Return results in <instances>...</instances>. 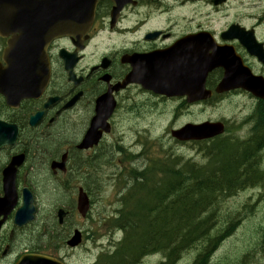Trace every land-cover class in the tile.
Returning a JSON list of instances; mask_svg holds the SVG:
<instances>
[{"label":"flooded vegetation","instance_id":"af4514ba","mask_svg":"<svg viewBox=\"0 0 264 264\" xmlns=\"http://www.w3.org/2000/svg\"><path fill=\"white\" fill-rule=\"evenodd\" d=\"M190 1H193L194 5L202 2V6L209 3L215 7L212 14L219 13L224 7L231 5V0L220 4H216L215 0H131L117 10V4L112 0H100L88 39L83 41L78 37H68L58 39L50 45L52 76L48 87L38 98L24 100L21 108L16 110L0 92V120L4 122L23 121L26 124L32 114L43 112L38 126L28 133L29 138L25 144L29 149L35 135L44 141L52 133L50 129L60 126L62 128L60 136L51 134L56 144L54 143L55 146L48 151L45 160L40 159L43 152L38 150L29 157L28 148L22 142L24 134L16 145L4 146L0 150V196L3 195L4 169L18 153L25 155V163L18 168L16 176L19 197L21 198L24 187L37 191L45 181L57 186L58 190L55 189V192L59 194L55 197L57 205L53 217L45 219V229L43 233L36 235L34 241L30 242L26 231H21L27 226L17 227L13 223V216L8 218L0 233V258L11 254L20 257L25 252L40 254V247L46 250L44 253L47 255L58 258L67 256H62L65 247L68 252L77 250L68 246V240L74 231L71 232L67 227H57V209H67L68 217L71 216L79 184H84L94 194L96 182L99 184V174L96 171L99 160H95V155L92 170L90 154L93 149L80 150L77 146L96 114V105L101 97L108 95L109 100L115 101L116 110L113 116L130 99L128 91L137 87L138 83H123L132 75L134 60L142 56L162 54V51L174 48L173 55H167L170 63L177 60L182 72L194 74L206 68V63H200L205 60L206 54L222 60L231 55L230 46L246 62L248 56L252 57L240 42L239 30L229 32L232 25L249 29V25L243 22L248 19L247 16L236 13V19L229 21L231 13H226L222 18L224 22L219 19L200 22L191 19L188 5ZM261 26L262 20H259L255 30L259 38L257 39L262 41L264 46V30ZM9 30L7 28L5 31ZM196 34H199L198 37ZM12 36L13 33L7 37L0 36V70L5 65L4 51ZM205 39L211 45H208ZM169 53L171 52L168 51L167 54ZM66 61L71 68L66 66ZM220 69L215 68L210 75L218 73ZM48 102L50 104L46 107ZM70 122L76 127L73 128L76 130L73 136L65 127ZM77 127L80 128L77 130ZM54 162L57 163L55 167ZM40 172H43L42 176L38 175ZM108 242L114 244L115 240L109 238ZM153 242L156 243L157 238L148 241L149 246L152 247ZM28 243L37 248H28ZM12 246L27 248L17 251ZM144 250L140 251L139 255ZM171 252L172 250L167 251L166 256L159 254L160 260H157L156 264H174V259L170 257L173 255ZM139 255L134 260L136 264ZM145 257L149 258V254L146 253ZM126 261L120 259L116 264H124ZM142 261L140 260L139 264H152ZM11 264H15V261Z\"/></svg>","mask_w":264,"mask_h":264},{"label":"trees","instance_id":"16d2710c","mask_svg":"<svg viewBox=\"0 0 264 264\" xmlns=\"http://www.w3.org/2000/svg\"><path fill=\"white\" fill-rule=\"evenodd\" d=\"M253 121L251 135L247 138L226 135L208 141L209 144L205 142L204 163L175 153L154 159L153 165L147 168L126 167L124 173L133 185L127 186L123 182L126 187V192L121 196L123 206L113 223L126 232L125 243L117 252L121 260H127L124 264L136 257L133 248L145 246L147 250L153 248L166 254L172 250L170 257L177 260L183 252L196 249L225 228L221 224L216 226L220 219L216 212L219 201L249 187L260 186L264 190L263 105L258 107ZM65 127L67 130L75 128L72 122ZM29 131L34 130L24 128V134ZM50 131L60 136L62 128L55 127ZM51 134L44 141L35 135L30 149L27 147L30 158L38 150L43 152L40 159H47L48 151L56 144ZM102 151L106 153L105 148L99 152ZM40 174L43 175V172ZM45 184L48 194L58 190L49 181H45ZM260 197L264 198V191ZM154 213L158 215L153 216ZM235 218L240 221V217ZM225 222L228 223V220ZM237 224L232 223L228 230L226 225L223 230L225 235L232 234ZM128 232L132 234L129 239L132 238L133 245L127 238ZM135 237L147 241L138 244L134 241ZM153 238H157V242H153L151 247L148 241ZM204 249L193 264H210L211 254Z\"/></svg>","mask_w":264,"mask_h":264},{"label":"rangeland","instance_id":"374dc122","mask_svg":"<svg viewBox=\"0 0 264 264\" xmlns=\"http://www.w3.org/2000/svg\"><path fill=\"white\" fill-rule=\"evenodd\" d=\"M247 2L254 3L253 8H256V13L263 9L264 0H247ZM210 11L211 7L209 5L202 6L201 2L198 3V6H190V16L196 20H201L200 22L203 20H210ZM224 12L223 10L222 13ZM205 13H207L208 16L203 18ZM256 69L259 70L260 67L256 66ZM215 77L216 76L213 78ZM147 103H151L149 98H144L140 103L136 104L138 107L143 105L140 115L137 116H131L123 110L120 111L114 122L113 134L106 139L103 144L104 146L101 147L105 148L106 153L103 154V151L100 153L99 151L101 148L95 153L99 160L96 166V171H98L99 174L97 178L99 184L94 187V194H92L94 201L92 217L86 221H79L77 227H82L86 230H94L93 238L97 239L96 244H93L92 241H88L87 246L90 247V250L93 248L90 253H84L89 251L86 248H80V250H78L74 258L77 264H89V261L99 257V249H94V247L101 244V242L103 245H107L108 237L100 235L107 233L106 230L109 231L113 227L109 224L111 221L109 217L106 219L105 224H103V220L106 215L110 216V214H114L123 206L120 196L126 189L123 187V184L118 186V182L120 181V175L125 172L126 167H144L151 162V159L161 157L165 155L166 152H169V154L176 153L185 158L204 162V156L198 149V146L193 143H179L171 137V127L178 128L188 121L225 118L229 119L231 125V132H229V134H231L236 130L234 126L240 125L256 107L255 98L251 95L239 94L238 92L225 97L222 101L214 105L208 104L205 107L189 108L188 112L183 113L182 111L186 109H176L178 106L176 102L168 101L161 108H159L154 101L151 104ZM172 118H174V122ZM124 123L129 124L132 128H137L138 132L142 131V134L139 135L138 133L132 136L119 135V133L123 131ZM241 126L243 125L241 124L239 127ZM250 126L251 124L244 125L242 131L234 134L245 137ZM79 128L80 127H77V130ZM69 131L72 132L71 134L73 136L76 130L71 129ZM133 136L140 137L138 144H134L135 140L132 138ZM121 137L127 138L124 144L128 148L130 147L133 153L144 151L138 160H134L132 156L134 154L129 155L127 151L125 153L118 152L117 142ZM162 147L165 150H162ZM125 183L127 186L131 185L127 181H125ZM52 185L54 186V184ZM47 188L48 186L46 184H42L41 187L36 189L39 199V216L37 222L32 226L35 227L34 233L32 234L30 232V239L32 241H34L33 239H35L36 235L45 228L43 222L45 219H50L51 213L57 205L55 197L59 194H54L56 193L55 191H53L54 193L51 192V194H48ZM263 191V188L260 186L249 187L238 192L234 196H229L225 200L219 201L216 212L220 219L216 222V226L221 224L222 228H226V225H228V230L232 223L238 224L233 235L228 238L224 236L222 240L220 239L217 245V247L219 246L220 248L211 256L210 264H239L252 254L255 256L250 258L254 260L248 262L252 264H264V251L261 247L262 244L264 245V198L260 197ZM152 215L155 216L154 214ZM235 217H240V221L235 220ZM227 220L228 223L225 222ZM100 228H104V230ZM223 230L220 231L219 234L224 235L225 233ZM129 235H132L130 232L127 233V238L131 240L132 238L129 239ZM134 241L141 244L145 243L147 240H141V238L137 240L135 237ZM130 243H132L131 245L134 244L132 240ZM145 248H147V246L139 249L133 248L134 253L136 252L135 255H139V252ZM193 252H195V256L202 253L200 245H198L196 249H191L187 254ZM256 258H260L261 263H259ZM8 260L9 259H0V263H7ZM158 260H160V258H158Z\"/></svg>","mask_w":264,"mask_h":264},{"label":"water","instance_id":"95a60500","mask_svg":"<svg viewBox=\"0 0 264 264\" xmlns=\"http://www.w3.org/2000/svg\"><path fill=\"white\" fill-rule=\"evenodd\" d=\"M89 0H0V13L1 9L4 11L9 10L10 13H14V29L16 31H22V35L19 37L21 42L15 40L16 45L11 46V52L16 56L15 68V82H14V98L15 106L19 105V101L28 96H33L39 88H41L43 82L39 81L38 76L34 78L32 73H29V69L32 70L33 63L42 59L39 53V49H36V35L39 30L45 28L48 25V21L56 19L57 15H64L71 10L80 9L88 4ZM5 6V7H4ZM6 8V9H5ZM31 30V31H30ZM25 39V41L23 40ZM18 40V41H19ZM15 44V43H14ZM37 50V52H36ZM158 60L152 61L155 64H161L165 62L161 57H157ZM217 58L213 55L211 59H208V63H213ZM234 61L235 66L228 68L226 75L216 89L218 92H224L238 86L244 87L251 90L254 95L264 99V79L261 77L253 76L249 70L244 68L242 64H239V60L234 57L231 58ZM27 62L28 64H24ZM18 67V68H17ZM165 68L167 70L161 71L162 73L168 71V66H159L156 69ZM151 73L153 69H147ZM34 73V72H33ZM150 75L158 76L159 79L162 78L160 72H156L155 75L152 73ZM30 76V78H29ZM146 75L141 77V81L144 83ZM27 81V83L24 82ZM204 82L202 79L201 83H197V80H187L184 85V92L193 94L196 93L197 97L205 98L210 95L209 92L204 90ZM24 83V84H23ZM145 84V83H144ZM113 109V108H112ZM111 109V110H112ZM37 118V117H36ZM35 118V119H36ZM32 123L36 122L32 120ZM99 122L94 121L93 126L89 130L86 138L84 139L81 147L88 148L97 144L100 140L101 133L97 131V126ZM11 131H10V130ZM224 132V125L221 122H205L203 124H187L181 129L174 130L172 132L173 136L179 140H202L214 137L218 134ZM17 128L15 126L7 127L6 125L0 124V145L7 142L13 143L17 138ZM22 158V157H21ZM22 160V159H21ZM21 160L19 158L15 159L9 168L5 170V197L0 198V214H6L15 206L17 195L15 187V172L16 165H19ZM34 199L32 194L28 189L24 190V203L22 207L18 210L16 214L15 221L18 224H23L29 220H32L36 209L33 205ZM89 208V203L86 195H81L79 199V210L84 215ZM60 217L62 215L60 213ZM79 241V235L77 234L74 238L72 244L75 245ZM29 259L26 258L25 262ZM25 264H58L51 259H33L27 261Z\"/></svg>","mask_w":264,"mask_h":264},{"label":"bare ground","instance_id":"6f19581e","mask_svg":"<svg viewBox=\"0 0 264 264\" xmlns=\"http://www.w3.org/2000/svg\"><path fill=\"white\" fill-rule=\"evenodd\" d=\"M22 126H23V124H22ZM25 127H28V126H25L24 125V128ZM29 128V127H28ZM31 129V128H30ZM32 130V129H31ZM30 132H33V131H29V132H27V133H25L24 134V137H23V144H24V146H26V144H25V141L29 138V136H28V133H30ZM27 147V146H26ZM19 154H22V153H19ZM23 155V157H25V155L24 154H22ZM97 156V155H96ZM133 156V159L134 160H138L141 156H142V154H134V155H132ZM184 157V156H183ZM187 159V158H186ZM25 163V158L23 159V162H22V164H21V166L23 165ZM57 163L56 162H54L53 163V166L55 167V165H56ZM97 166V165H96ZM148 167V164H146V166H144V167H136L135 169H141V168H147ZM119 180L120 181H123V182H125V181H127V182H129L131 185L133 184L131 181H129V178H127V176L125 175V173H122L121 175H120V177H119ZM95 186H98L97 185V182H96V184H95ZM54 210H55V208L53 209V211H52V215L50 216V218L51 217H53V212H54ZM60 210V209H59ZM58 209H57V211H59ZM155 214V213H154ZM158 214V213H157ZM225 235V234H224ZM224 235H221V234H218L215 238H209L208 239V241H206V242H204V243H201V244H199L200 245V248L203 250L204 248V251L206 250L208 253H210V254H212L213 253V251H214V249L217 247V245H218V243H219V241L220 240H217L219 237H220V239L222 238V236H224ZM211 241H213L212 243H209V244H207V242H211ZM188 249H191V248H188ZM188 252H190V250H188V251H186V252H183L181 255H180V257L177 259V260H174V264H178V262L180 261V259L184 256V255H186ZM203 252V251H202ZM160 254H163L164 256H166V253H163V252H161L160 251ZM137 258V255H136V257H134L133 258V260H135ZM174 259V258H173Z\"/></svg>","mask_w":264,"mask_h":264}]
</instances>
